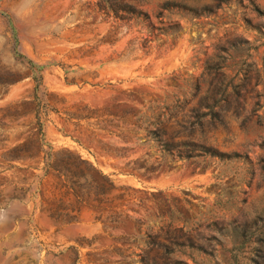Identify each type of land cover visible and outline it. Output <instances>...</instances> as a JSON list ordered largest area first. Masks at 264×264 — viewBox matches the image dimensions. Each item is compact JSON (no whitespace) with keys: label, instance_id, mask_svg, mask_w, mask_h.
<instances>
[{"label":"rangeland","instance_id":"1","mask_svg":"<svg viewBox=\"0 0 264 264\" xmlns=\"http://www.w3.org/2000/svg\"><path fill=\"white\" fill-rule=\"evenodd\" d=\"M248 1L0 0V264H164L144 234L168 207L205 251L181 264H229L234 227L264 212V19ZM166 2L216 14L158 18ZM14 50L42 69L37 91ZM200 103L220 120L191 127ZM154 131L252 166L158 165Z\"/></svg>","mask_w":264,"mask_h":264},{"label":"trees","instance_id":"2","mask_svg":"<svg viewBox=\"0 0 264 264\" xmlns=\"http://www.w3.org/2000/svg\"><path fill=\"white\" fill-rule=\"evenodd\" d=\"M238 1L239 5H241V0ZM161 9L162 13L158 18H162L163 13H171L173 11L185 13L191 16L192 19L196 20L215 16L216 14V10L211 8L206 7L202 10H194L170 2H166ZM244 9H250V11L255 13L259 18L264 19V12L260 11L253 1L249 0L248 6L244 7ZM126 13L128 15L134 16L135 18L143 17L144 22L147 23V28L150 31L161 30L156 29L146 14H142L140 12L137 13L131 8L127 9ZM162 32V36H166V31L164 28L162 29ZM13 39L16 41L15 34H13ZM16 45L17 42H15V46ZM14 58L17 60L23 59L31 71H33L35 90L37 91L40 85V77H38V74L42 69L33 64L31 61L26 60L16 50H14ZM201 108L204 110V112L199 113ZM217 108H219L217 103H200L199 109L193 111L191 127L202 129L204 120H208L210 123L213 121H219L220 112L217 111ZM193 134V132L190 133L188 138L179 144H172L162 141V135L160 131L151 132L150 135L152 136V142L161 148V156L157 159L158 165L163 163L165 158H169L171 162L175 163H189L197 160L228 163L242 160L244 163L252 166V162L247 156L220 153L214 148L207 146L205 142L202 141V139L194 140ZM141 169L145 171V175L143 176H149L154 173L152 166L141 167ZM151 198L157 202L160 200L153 195ZM177 212L178 208L172 210L170 207H168L166 211H160L159 215L157 216L159 223L157 231L154 234L149 232L144 234V239L146 242L145 244L148 248L159 247L163 250L164 264H181L182 261L175 257V254H184V251L205 254L203 246L196 245L194 243L189 232L187 231L186 220L180 219V217L176 216ZM263 213H260V215L256 217L251 223L245 222L242 225L234 227L229 237L231 239V248L227 252L229 264H264V228L258 227L260 224L259 222L262 221ZM140 264H147L146 260L142 258Z\"/></svg>","mask_w":264,"mask_h":264}]
</instances>
